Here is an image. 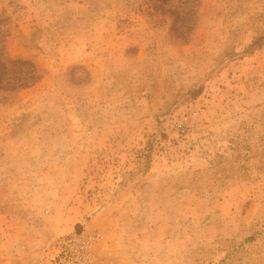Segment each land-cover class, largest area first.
Here are the masks:
<instances>
[{
    "label": "rangeland",
    "instance_id": "1",
    "mask_svg": "<svg viewBox=\"0 0 264 264\" xmlns=\"http://www.w3.org/2000/svg\"><path fill=\"white\" fill-rule=\"evenodd\" d=\"M65 241L264 264V0H0V264Z\"/></svg>",
    "mask_w": 264,
    "mask_h": 264
},
{
    "label": "built area",
    "instance_id": "2",
    "mask_svg": "<svg viewBox=\"0 0 264 264\" xmlns=\"http://www.w3.org/2000/svg\"><path fill=\"white\" fill-rule=\"evenodd\" d=\"M72 241V240H70ZM60 247V252L57 255H52L51 260L54 264H79L81 259V253H77L75 256L71 252L70 248L66 245L65 241Z\"/></svg>",
    "mask_w": 264,
    "mask_h": 264
},
{
    "label": "trees",
    "instance_id": "3",
    "mask_svg": "<svg viewBox=\"0 0 264 264\" xmlns=\"http://www.w3.org/2000/svg\"><path fill=\"white\" fill-rule=\"evenodd\" d=\"M256 42H257V40H254V42L252 43L251 46L254 47V45L256 44ZM31 76L33 77V80H34L35 78L38 77V75L35 74V73H34L33 75L31 74ZM29 77H30V76H29ZM34 81H35V80H34ZM29 83H32V81H31V80H30V81L27 80V81L21 82L20 85H21V86H26V85H28ZM15 86H16V84H13V85H12V87H15ZM195 93H196V92H195Z\"/></svg>",
    "mask_w": 264,
    "mask_h": 264
}]
</instances>
